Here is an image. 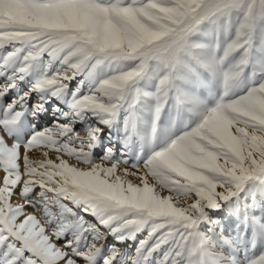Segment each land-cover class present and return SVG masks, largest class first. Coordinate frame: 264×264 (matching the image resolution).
<instances>
[{"label":"snow or ice","instance_id":"1","mask_svg":"<svg viewBox=\"0 0 264 264\" xmlns=\"http://www.w3.org/2000/svg\"><path fill=\"white\" fill-rule=\"evenodd\" d=\"M260 3L264 16V0ZM240 7H247V0H167V6L161 0H0V49L9 44L27 46L22 60L21 47L3 57L5 64L19 61V74L26 73L29 62L43 54L59 60L64 70L34 85L37 90L57 95L66 86L65 81L89 65L93 67L87 52L73 47L67 39L81 28L97 30L107 43L118 42L124 32L134 47L155 31L161 39L146 61L156 59L171 69L185 48L186 36L201 21ZM250 12H246V20ZM243 27H248L247 23ZM246 43L243 33H238L225 55L244 48ZM144 67L145 62L139 63L114 81L106 79L94 94L84 95L73 106L97 115L115 111L118 105L113 101L122 98L123 90L141 76ZM167 84L165 75L160 80L158 99L166 95ZM4 91L0 87V96ZM160 107L156 108L157 114ZM226 111L238 119L229 120ZM21 115L16 112L11 119L0 121V132L10 129ZM98 131L74 133L70 126L57 124L22 143L0 135V264H85L90 260L103 240L93 235L88 248L78 250L77 242L88 229L69 219L71 210L63 201L82 204L83 210L98 215L102 224L112 225L113 232L130 228L139 231L152 221L149 237L158 230L160 235L147 252L172 241L175 249L171 264H183L186 256L188 264H193L190 258L194 241L189 230L202 208L217 206L233 194V188L264 176V82L239 99L218 103L196 127L155 151L143 167H129L112 161L108 155L99 162H90ZM213 144L218 147L209 155ZM33 150L40 151L42 157L31 158ZM47 150L57 154L55 161L48 158ZM63 156L77 163L70 164ZM177 164L180 174L174 170ZM162 171L170 173L166 188L169 194L163 197L149 180ZM129 176H137L139 183L126 179ZM35 188L43 193L40 201L29 198ZM28 208L35 209L40 218ZM49 228L55 240L46 234ZM66 234L72 238L67 239ZM61 239L64 242L58 243ZM145 244L147 241L141 247ZM252 264H264V256Z\"/></svg>","mask_w":264,"mask_h":264},{"label":"rangeland","instance_id":"2","mask_svg":"<svg viewBox=\"0 0 264 264\" xmlns=\"http://www.w3.org/2000/svg\"><path fill=\"white\" fill-rule=\"evenodd\" d=\"M125 2L130 3L131 0ZM161 3L167 6V0H161ZM249 9L251 12L246 20ZM261 13L260 0H247V7L233 8L225 14L213 15L201 21L186 36L185 48L171 69L164 68L156 59L147 60L141 76L128 84L121 99L113 101L118 105L115 111L102 115L76 108L74 102L84 95L94 94L100 81L137 68L139 60H106L95 68L89 65L65 81L66 86L57 95H52L49 90L35 89L34 85L38 80L64 70L65 66L59 60L43 54L29 62L26 73L19 74L16 72L19 61L5 64L3 57L21 46L6 45L0 49V87L5 88L0 96V114L5 111L6 117H12L16 112H21L22 115L9 130L26 117L27 126L33 124L32 134L57 124L70 126L74 133L87 134L99 129L89 153L90 162H99L108 155L112 161L123 162L129 167H143L155 151L196 127L218 103L242 96L264 82V54L262 60H256L258 52L264 50V16ZM246 23L248 27H243ZM240 32L246 37L245 47L225 55ZM26 50L27 46L21 47L20 60ZM240 59L244 65L239 62ZM225 74L229 77L227 96ZM21 75L22 78H19ZM165 75L168 76L166 95L158 99L160 80ZM185 78L193 87L212 84L215 89L199 101L192 102L190 90H179V84ZM104 100L108 102L107 98ZM39 105L42 107L37 110ZM158 105H161L159 114L156 112ZM166 116L169 122H175L172 130L167 126ZM69 159L73 164L77 163ZM79 166L84 167L82 164ZM2 176L3 169L0 168V180ZM137 176L126 179L139 183ZM149 180L151 182L150 177ZM162 194L169 193L165 190ZM42 195L41 190L35 188L29 193V198L40 201ZM63 203L73 207L69 201ZM83 208L78 204V218L73 221L88 229L77 242L78 250L87 249L93 235L103 240L99 251L85 264H105L106 259L108 264H171L175 249L172 241L154 248L151 253L147 252V248L152 247L160 235L158 230L149 237L152 221L146 222L139 231L130 228L113 232L112 225L102 224L98 215L84 213ZM27 211L40 218L35 209L28 208ZM51 231L50 228L46 229V234L55 240ZM102 231L106 233L105 236L100 234ZM189 231L194 241L190 258L193 264H210L221 251L227 252L225 264H252L264 256V176L245 181L241 189L233 188V194L219 201L217 206L203 207ZM119 233L124 241L115 246L114 236ZM66 238L71 239L72 235L66 234ZM143 241H147V244L141 247ZM63 242V239L58 241ZM183 264H188L187 256Z\"/></svg>","mask_w":264,"mask_h":264},{"label":"clouds","instance_id":"3","mask_svg":"<svg viewBox=\"0 0 264 264\" xmlns=\"http://www.w3.org/2000/svg\"><path fill=\"white\" fill-rule=\"evenodd\" d=\"M151 15V14H149ZM154 23L159 24L158 21H154ZM160 27H166V25H159ZM67 39L72 41L73 47L83 48L89 58L90 62L93 64L92 68H95L97 65L101 64L103 61H120V60H139L140 63L146 62V58L151 54V49L155 45V43L161 39V36L157 34L155 31L151 32L149 36L144 39L137 46H133L129 43V37H126L124 32L121 34V38L116 43H107L105 38L102 37L99 32L95 29L90 28H81L77 31L76 35L69 36ZM134 69L119 72L116 75L109 77L107 80H116L120 76H123L125 73L129 71H133ZM106 80V79H105ZM105 80L100 81L98 87L105 83ZM229 87V77L225 74V96H227ZM241 96H238L234 99H239ZM233 99H226L221 103H230ZM226 116H228L229 120L238 119L232 116L231 112L226 111ZM229 135H231V129H228ZM235 140L236 137H233ZM218 146L212 145L211 150L209 151V155H212ZM222 154V153H220ZM217 154V158H218ZM174 170L177 174H180V167L177 164L174 167ZM151 178V182L154 186V189L157 193L160 194L161 197L165 196L162 193L167 188V182L170 179V173L168 171H162L157 174L155 178Z\"/></svg>","mask_w":264,"mask_h":264},{"label":"bare ground","instance_id":"4","mask_svg":"<svg viewBox=\"0 0 264 264\" xmlns=\"http://www.w3.org/2000/svg\"><path fill=\"white\" fill-rule=\"evenodd\" d=\"M264 52V50H263ZM263 52H258V56L256 58L257 61L259 60H262L263 58ZM240 63H242V65H244L243 61H241V59L239 60ZM180 88V89H179ZM179 90L180 91H191V100L192 102H197L199 101L204 95H206L207 93H210L212 90L214 91L215 87L211 84V85H203L201 87H198V86H192L189 79L188 78H185L183 79L182 83L179 84ZM189 99V98H188ZM59 101V100H58ZM59 103V102H58ZM144 105V104H143ZM4 110V109H3ZM0 121H3V120H6V119H11V117H6V112L3 111V113L0 114ZM8 115V114H7ZM11 115V114H10ZM165 120L166 122L168 123L167 126L171 127V130L173 129L174 125H175V122L174 121H168V117L166 116L165 117ZM34 123V122H33ZM142 123V122H141ZM28 119L26 117L22 118V121L20 122V124H16L15 128L11 129V130H7L6 132L2 133L0 132V135H6L8 137V139L14 143H22L24 141H26L29 137H31L33 134L30 132L31 131V128H33V124H30L28 125ZM166 125V124H165ZM37 131V130H36ZM35 131V132H36ZM21 151H23L21 149ZM49 152V156L48 158L50 159H53L54 161L56 160V157H57V154L52 151V150H47ZM30 157L33 158V159H39L42 157V153L40 151H36V150H33L32 153H30ZM62 158H64L65 160H68L70 164H73V162L67 158V156H63ZM82 167V166H81ZM242 187V184L240 185V187L238 189H241ZM34 190V189H33ZM32 190V191H33ZM41 190V189H40ZM51 194V193H50ZM49 194V195H50ZM72 204V203H71ZM70 204V205H71ZM80 205V204H79ZM67 206V205H66ZM73 207H69L67 206L68 208H70L71 212L69 214V219H71L72 221H76L78 216H76V209H77V206L78 204H73L72 205ZM82 206V204H81ZM80 209V207H79ZM82 212L86 213L88 211H85L83 210ZM81 212V213H82ZM252 212H256L254 209H252ZM257 213V212H256ZM255 213V214H256ZM88 214V213H87ZM101 235H104L105 236V232L102 231L100 233ZM125 235V234H124ZM100 236V235H99ZM122 237V234H117L114 236V240H113V243L115 244V246L118 245V243L120 242H123L124 241V237L123 238H120ZM222 237V236H221ZM107 238V237H106ZM117 252V251H116ZM111 254V253H110ZM114 252H112V256H113ZM227 255V252L225 253L224 251H221L219 253H217L215 255L216 259H212V262L210 264H218V263H221V264H225V257L227 258L228 256ZM228 259V258H227ZM211 260V259H210ZM227 262V261H226Z\"/></svg>","mask_w":264,"mask_h":264}]
</instances>
